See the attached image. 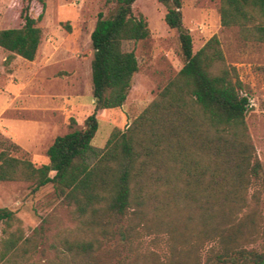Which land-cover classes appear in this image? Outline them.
Here are the masks:
<instances>
[{
  "label": "trees",
  "instance_id": "1",
  "mask_svg": "<svg viewBox=\"0 0 264 264\" xmlns=\"http://www.w3.org/2000/svg\"><path fill=\"white\" fill-rule=\"evenodd\" d=\"M32 1L22 7V25L0 29V47L27 60L38 54V20L46 8V0H36L42 10L34 17ZM112 1L115 11L100 12L91 33L94 110L82 126L55 137L49 162L39 166L14 154L20 146L0 134V181H30L32 193L53 184L72 207L81 235L57 234L52 246L60 250L59 261L48 264H86L114 237L115 220L126 213L127 226L118 231L127 246L143 234L164 233L170 264H199L207 242L210 264H264V251L247 247L264 238L259 195L248 194L262 175L246 121L249 94L216 35L194 51L181 0L158 1L167 6L166 23L178 31L183 67L126 129L114 128L104 150L88 161L98 111L125 103L139 69L135 51L125 50L123 42L150 35L145 17L134 13L136 0ZM220 15L222 25L239 27L243 38L264 42V0H221ZM0 223L7 234L0 240V264H38L30 262L36 235L24 236L15 211L0 207Z\"/></svg>",
  "mask_w": 264,
  "mask_h": 264
},
{
  "label": "rangeland",
  "instance_id": "2",
  "mask_svg": "<svg viewBox=\"0 0 264 264\" xmlns=\"http://www.w3.org/2000/svg\"><path fill=\"white\" fill-rule=\"evenodd\" d=\"M183 21L193 37V49L199 50L212 36L221 43L225 61L235 66L249 94L246 115L249 133L255 147V160L262 175L254 178L249 196L257 193L264 213V42L245 39L237 26L221 23V0H181ZM25 0H0V29L22 25ZM116 9L112 0H46L38 25L43 38L34 60L11 55L0 47V134L15 142L17 156L31 159L36 165L49 162L48 147L58 135L82 126L95 107L91 62L94 49L91 33L98 15H111ZM42 5L32 1L30 13L38 17ZM135 14L142 13L150 35L142 40H125L123 48L133 49L139 69L125 103L120 108L98 111V130L92 140L93 163L106 145L114 128L126 129L158 96L166 83L183 67L178 31L165 21L167 6L158 0H136ZM72 119L76 121L72 124ZM30 181H0V207L15 211L24 236L36 235L37 248L30 262L48 264L59 261V251L52 244L57 234L81 235L72 207L65 204L53 184L32 193ZM127 226V213L115 220L117 233L86 264H170L171 251L164 233L143 234L127 246L118 231ZM0 223V240L7 234ZM207 242L199 252V264H210ZM264 251V238L247 245ZM84 261V259H83Z\"/></svg>",
  "mask_w": 264,
  "mask_h": 264
}]
</instances>
